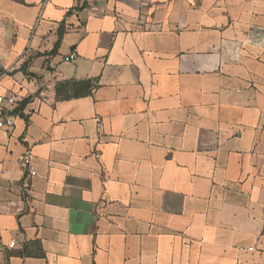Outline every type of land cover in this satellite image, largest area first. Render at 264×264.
<instances>
[{"label": "crops", "instance_id": "1", "mask_svg": "<svg viewBox=\"0 0 264 264\" xmlns=\"http://www.w3.org/2000/svg\"><path fill=\"white\" fill-rule=\"evenodd\" d=\"M12 93L0 264H264V0H0Z\"/></svg>", "mask_w": 264, "mask_h": 264}, {"label": "built area", "instance_id": "2", "mask_svg": "<svg viewBox=\"0 0 264 264\" xmlns=\"http://www.w3.org/2000/svg\"><path fill=\"white\" fill-rule=\"evenodd\" d=\"M71 56L70 59H73ZM18 93H12L11 95L4 97L0 95V132L2 130L11 129L15 125V119L24 114L30 116V112L21 110L18 103ZM23 165L28 169L29 175L33 176L36 173V167L33 164V158L31 155L25 156L23 159ZM253 251V248L250 249Z\"/></svg>", "mask_w": 264, "mask_h": 264}, {"label": "trees", "instance_id": "3", "mask_svg": "<svg viewBox=\"0 0 264 264\" xmlns=\"http://www.w3.org/2000/svg\"><path fill=\"white\" fill-rule=\"evenodd\" d=\"M62 37H63V32H60V33H59V41H58V43L56 44L53 53L56 52V51L58 50V48H59V46H60V43H61V41H62ZM25 103H26V102H25Z\"/></svg>", "mask_w": 264, "mask_h": 264}]
</instances>
